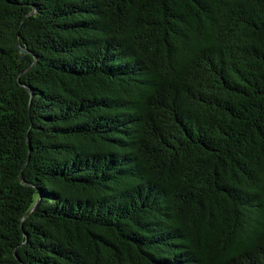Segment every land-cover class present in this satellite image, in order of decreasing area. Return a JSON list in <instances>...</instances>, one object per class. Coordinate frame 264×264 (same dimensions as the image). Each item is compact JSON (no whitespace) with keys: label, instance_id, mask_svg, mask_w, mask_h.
Listing matches in <instances>:
<instances>
[{"label":"trees","instance_id":"16d2710c","mask_svg":"<svg viewBox=\"0 0 264 264\" xmlns=\"http://www.w3.org/2000/svg\"><path fill=\"white\" fill-rule=\"evenodd\" d=\"M0 264H264V0H0Z\"/></svg>","mask_w":264,"mask_h":264}]
</instances>
